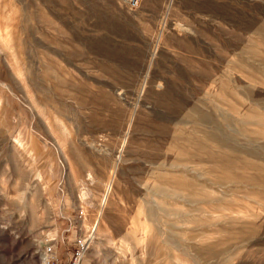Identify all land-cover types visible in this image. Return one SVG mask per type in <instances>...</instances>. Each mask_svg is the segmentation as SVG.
Wrapping results in <instances>:
<instances>
[{"label":"rangeland","instance_id":"rangeland-1","mask_svg":"<svg viewBox=\"0 0 264 264\" xmlns=\"http://www.w3.org/2000/svg\"><path fill=\"white\" fill-rule=\"evenodd\" d=\"M264 264V0H0V264Z\"/></svg>","mask_w":264,"mask_h":264},{"label":"built area","instance_id":"built-area-1","mask_svg":"<svg viewBox=\"0 0 264 264\" xmlns=\"http://www.w3.org/2000/svg\"><path fill=\"white\" fill-rule=\"evenodd\" d=\"M144 1L145 0H121L125 8L131 12L138 10L142 6ZM90 243L87 238L79 240L77 242L75 254L71 258L68 264H81V261L83 260L84 255L89 250ZM53 248L54 246L51 245L46 249V253L48 254V256L45 258V260L47 261V264H60L61 262H59V260L56 257H54L55 255L53 254Z\"/></svg>","mask_w":264,"mask_h":264},{"label":"clouds","instance_id":"clouds-1","mask_svg":"<svg viewBox=\"0 0 264 264\" xmlns=\"http://www.w3.org/2000/svg\"><path fill=\"white\" fill-rule=\"evenodd\" d=\"M44 264H47V261L46 260L44 261Z\"/></svg>","mask_w":264,"mask_h":264}]
</instances>
